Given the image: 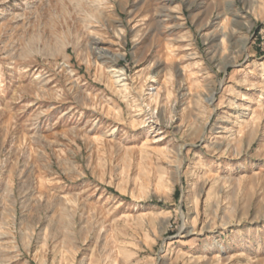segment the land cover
Returning <instances> with one entry per match:
<instances>
[{"label":"rangeland","instance_id":"1","mask_svg":"<svg viewBox=\"0 0 264 264\" xmlns=\"http://www.w3.org/2000/svg\"><path fill=\"white\" fill-rule=\"evenodd\" d=\"M0 264H264V0H0Z\"/></svg>","mask_w":264,"mask_h":264}]
</instances>
